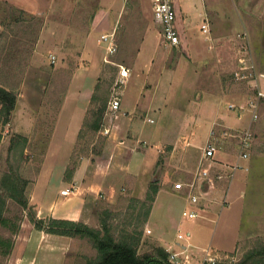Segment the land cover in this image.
<instances>
[{"label": "rangeland", "instance_id": "374dc122", "mask_svg": "<svg viewBox=\"0 0 264 264\" xmlns=\"http://www.w3.org/2000/svg\"><path fill=\"white\" fill-rule=\"evenodd\" d=\"M118 1L121 3L123 0H114L115 6L109 8L113 20L116 19ZM131 2L133 3V0ZM223 2L226 10L224 16L217 13L209 19L210 21L205 20L204 23H208V31H204L202 27L200 29L199 25L194 28L195 37L199 38L195 44L200 46L199 51L202 52L200 57H197L200 59L196 60H224L234 66L233 69L215 73L213 66L205 69L206 65L193 64L188 59L187 53L190 51L181 44L178 47L166 44L159 31H155V36L152 34L145 38L140 52L136 53L135 47L130 50V54L121 53L125 60L108 57L103 61L106 43L97 42L101 31H93L87 36L105 14H100L102 0H0V21L4 20L5 25L2 27L6 30L0 42V83L16 93L18 115H30L31 118L28 126L30 133L33 134L28 136L29 142L24 151L21 173L29 180L28 197L31 195L38 207H41L43 200L44 203L48 200V205L51 204L60 193L61 187L65 185L71 187L69 185L73 184L76 170L86 159L91 161L92 158V167H96L99 163L98 158L105 162L107 159L110 162L112 158L110 175L115 174L129 157L131 152V148L127 146L129 140L126 146L116 147L109 152L111 148L110 150L105 148V136L113 130L114 135L107 134L113 145L119 144L122 139L132 140V137L124 133L129 127V121L126 119L138 118L139 125L136 129L140 130V139H145L138 143L140 144L138 151L141 154L145 151L152 152L151 155L157 156L159 161L155 172L171 158L181 160L189 146L198 153L214 139L213 142L218 147L217 152L221 151L227 158H220L225 165L224 167L221 165L219 170L212 160H206L204 168L210 173L207 178L215 180L217 182L215 184L218 185L224 183L230 185V181L237 179L243 187L233 203L225 200L222 203L223 207L219 205L211 211L212 220L207 223L200 222L202 220L199 214L194 218L184 216L183 211H190L191 204L180 196L161 194L153 210L156 196L152 207L153 214L152 216L150 214L155 232L153 233L151 227L146 225V237L157 240L155 235L157 236L161 229L171 239H177L179 231L186 234L190 230L191 239L202 242V247H209L211 240L215 246L231 250L221 253L223 256L229 255L230 260H233L232 264L239 260L243 249L250 246L251 239L259 238L264 241V101L255 94L258 90L264 92V0H219L217 4L221 7ZM211 4L212 2L209 6ZM13 7L24 10L27 21L20 20L15 23L13 15L21 19V14L13 12L11 9ZM126 8L127 13H123L119 26L137 18L135 11L130 13L133 10H129V6ZM104 18L105 21L106 17ZM44 26L47 29L45 39L39 45ZM212 26L220 32H212ZM130 30L129 27L128 31ZM201 30L207 34L209 40L211 37L212 39L217 37L219 39L216 40L220 43L205 42ZM134 39H137V35ZM85 40L91 46L90 50L98 51L100 60L81 59ZM50 54L56 56L54 63L51 62ZM153 58H156L157 66L152 68ZM162 60H166L165 69L171 75L160 76ZM119 61H124L125 68L127 66L131 68L135 62L131 74L134 78L132 77L130 83H127V76L121 75L123 65L120 66ZM235 72H239L240 77ZM97 83L102 89L101 94L105 90L109 92L103 124L98 132L89 131L88 135L78 140L87 109L92 106L91 96ZM139 84L142 89L141 99L137 97L140 91ZM124 89L126 90L124 98L132 96L128 102L130 105L142 104L144 107L142 112L130 109L131 113L126 114L121 108L116 115L111 112L110 100L115 95L120 96L121 100ZM225 92L233 93V97L220 96ZM231 103L234 108L230 107ZM219 118L231 127L213 125ZM14 119L11 116L9 122L1 128L0 169L9 165L6 161L9 141L11 136L17 133L13 124ZM79 119L80 128L76 133V144L72 147L70 141L79 126ZM23 122L26 123V120ZM223 130L225 133L229 132L223 134ZM247 131L250 133L247 140L248 157L240 159V139L232 137L230 132L244 135ZM52 132L54 136L49 140L48 136ZM152 135L154 138L156 136L157 140L152 138ZM71 147L76 148L74 157L79 165L70 180L66 170L73 153ZM174 147L172 154L170 150ZM105 154L107 155L104 156ZM236 164L238 167L234 170ZM196 170L189 181L195 176ZM143 172L145 175L140 177L136 193L131 192L141 199L145 197L154 178L161 180L156 173L150 177L148 186L143 185V178L151 174L148 165ZM221 174L222 178H216L215 175ZM96 180L103 182L101 188L108 199H113V195L115 197L118 192L130 193L127 192L129 189L125 187L126 183L119 181L117 177L111 176L106 182L101 180V177H96ZM172 183L174 187L175 179ZM161 185L162 183L160 188ZM203 188L207 191L206 186ZM204 191L200 198L204 196ZM222 194L224 196V192ZM101 196L97 204L95 203V206L99 207L96 225L99 221V211L104 204L113 205L117 200L109 203L110 200H105ZM205 197L207 196L203 199ZM79 198L78 193H73L61 196L60 201L65 200L64 204L77 206ZM212 198L215 201L221 199L216 191ZM166 205L167 213L164 214ZM87 210L90 212L89 204ZM48 213L49 211L44 210L42 214ZM25 214L19 206L8 201L7 216L23 222L25 219L28 220ZM239 216L240 231L237 228ZM90 218L93 220L95 216ZM171 218L174 219L173 224L170 222ZM236 236H239L237 240ZM2 262L0 261L1 264Z\"/></svg>", "mask_w": 264, "mask_h": 264}, {"label": "crops", "instance_id": "0c3cea01", "mask_svg": "<svg viewBox=\"0 0 264 264\" xmlns=\"http://www.w3.org/2000/svg\"><path fill=\"white\" fill-rule=\"evenodd\" d=\"M13 1V0H11ZM102 4L101 8V15L103 17L101 18L98 25L93 27L87 36H89L93 31L100 30L101 33L106 32V33H114L115 34V45H116V51L115 53H109L107 50V44L105 51L102 55L103 61L107 60V58H113L114 60H125L122 54H130V50L135 48L136 53L137 51H141V45L142 42L145 40V38L148 36H152V34L155 36L156 32L159 31V34L161 35V27L160 25L155 21L154 18V10H153V5H152V0H133V3L131 0H123L121 3L116 2V6L118 7L117 9V15L115 16V20L112 19L111 12L109 10L110 7L115 6L114 5V0H106L107 2H104ZM225 1V0H221ZM175 10H176V21L175 25L176 28L179 32L180 35V44L190 52H188V59L194 64V63H199L201 65H206L207 68L209 66H213V71L215 73L219 72H224L228 69H233L234 66L232 63L224 60H196L200 59L197 57H200L202 52L200 46L195 44L197 40H199L198 37H195L194 34V28L199 25L200 29L202 24L205 22V20L210 21L209 19L213 17L214 14L221 13L224 16V10L225 7V2L222 3L221 7L217 4L219 3V0H172ZM212 2L211 6H209V3ZM127 6H129V10H133L130 13L136 12V19H130L132 20L131 22H128V24H123V26H119V23L121 22V19L123 18V13H127ZM106 11L104 12V10ZM104 17H106V20L104 21ZM45 27V26H44ZM130 27V31H128V28ZM138 27V28H136ZM48 28V27H47ZM215 29V30H214ZM212 26V32L218 33L220 30ZM4 30L0 23V31ZM46 27L43 28L41 31L40 39H39V45L44 41L45 37V31ZM211 30V29H210ZM202 32V30H201ZM100 33V36L102 35ZM203 33V32H202ZM104 34V33H103ZM214 34V33H213ZM137 35V39H134V36ZM205 36L204 40L205 42L212 41L215 44H219L220 41L216 40L219 39L217 37H211L208 38L207 34H204ZM99 37V35H98ZM147 37V38H148ZM162 37V36H161ZM139 39V40H138ZM162 40V38H161ZM217 41V42H216ZM98 43H103L100 42L97 39ZM222 42V41H221ZM122 44V47H121ZM179 44V45H180ZM209 44V43H208ZM38 45V46H39ZM178 47V46H175ZM91 46L88 44V41L85 40V43L83 45V51H81V59L83 60H100L99 54L93 49L90 50ZM119 49V50H118ZM118 50V52H117ZM157 53V52H156ZM156 57V55H155ZM154 59V58H153ZM156 59V58H155ZM153 60L152 63V68L156 65L157 66V60ZM32 60V59H31ZM165 61H161V71H160V76L161 75H171L170 72H167V69H165ZM119 61L120 66L122 68L126 69L127 73V83H130L133 75V68L135 67V62L132 64L131 68L127 66L125 68L124 66V61ZM225 62V63H224ZM151 65V64H150ZM134 78V77H133ZM159 80V79H158ZM139 81V80H138ZM156 88H157V75H156ZM140 83V81H139ZM141 84H139L140 91L138 92L137 97L141 99ZM126 88V87H125ZM126 93V90H123V93L121 95V105L120 108L123 109V112L126 114H130V109L131 110H138V112L143 111V106L142 104L130 105L128 100L132 98V96H127L124 98V94ZM233 93L230 92H225L221 93L220 96H226L228 98L233 97ZM125 103L127 104L125 106ZM135 103H138V100L135 101ZM129 105V106H128ZM154 105V103H152ZM151 105V106H152ZM231 105H233L231 103ZM155 106V105H154ZM155 109L156 106H155ZM17 106L15 107L13 113H12V118H15L14 120V128L15 132L19 134H23L25 136L30 137V127L29 121H30V115H18L17 111ZM33 110H30V113H32ZM113 113V112H112ZM117 113H114L116 115ZM113 115V116H114ZM138 118H131V119H126V121L129 124V127L126 129L124 132L130 137H132V140L129 138L122 139V142L119 144H114L113 142L110 141V136L109 135H114L112 134L113 130L111 133L107 136H105V148H108L110 150L109 152H112L113 150L116 149V147H124L126 146L127 140H129V147L131 148V152H129V157L125 161V163L116 171V173L110 175V170L112 168V158L111 161L107 159L105 162L103 159L98 158V165L96 167H92L93 160L91 158V161L89 159L84 160L80 165L79 169L76 170L73 179V184L69 185H76V191L74 193H78V204L75 205H69V204H64V201H60L61 196H65L61 194V190L68 188L63 186L60 189V193H58L55 196V199L52 200L51 204L48 205V200L46 203L45 201H42L41 207H38V204L36 202H33V197L29 195L30 202L35 205L37 209V213L39 217L45 218V217H54V218H65V219H71V220H76V221H83L89 225H96V216H97V211H98V205L97 200L101 196V193H104V191L101 188V184L103 182H98L96 180V177L99 178L101 177V180L110 179L111 176L117 177L119 181L125 182L126 185L125 187L127 189L132 190L133 193H136V188L139 184L140 177L145 175L144 168L146 165H148L149 171L151 174L143 178V185H147L150 181V177L153 176L154 174H158L159 178H161V188L158 192L157 199L155 201L153 210L155 208L156 203L158 204L159 197L161 194H166V195H174V196H180L184 199L187 200V203L190 202V210H196L198 211V214L201 216V223H207L208 221H211L212 218L210 217L211 211L215 210L219 205L223 207L224 205L222 204L225 200L230 201L231 203L236 200L237 194L239 195L242 187L241 182L239 180H232L230 181V185L228 183H224L223 185H218L215 184V180H202L201 185L202 188L206 186L204 191L202 188L198 187L196 192L201 194L204 191V196H207L203 199L201 197L199 199V202L197 204H194L191 202V199L189 197V193L187 192L186 188H183L182 190H176L173 187L172 180L175 179L176 181H182V182H188L193 174V172L196 170L197 166L200 163V160L203 156V149L201 152H194L193 149L189 148L186 149V151L183 153V157L181 160H177L175 158L169 159L166 164L160 168L157 172H155V169L157 170V163H158V158L155 155H151L152 152H142L143 154L139 153L140 151V144H138L141 140L145 139H140V130L136 129V126L139 125L137 122ZM26 120V123L23 121ZM80 120L79 119V126L77 127L76 131L74 132V136L72 137L70 144L71 146H75L76 142V133L77 130L80 128ZM148 121H151L148 119ZM219 125V126H225V127H231L228 125L223 119L219 118L218 121L214 122L213 125ZM110 132V131H109ZM123 133V134H124ZM153 133H155L153 131ZM33 134V133H32ZM31 134V135H32ZM78 135V134H77ZM54 136V132L51 133V135L48 136V139L52 138ZM152 138H154V135H152ZM140 139L139 141H137ZM156 139V136L155 138ZM136 140V141H134ZM157 140V139H156ZM163 140V139H162ZM190 144V143H189ZM111 145V146H110ZM71 147V148H72ZM127 148V147H126ZM73 149V148H72ZM175 147L170 150L172 153L174 151ZM106 151V150H105ZM107 153V152H106ZM108 155L110 153H107ZM105 154L104 156H106ZM173 154V153H172ZM221 151L216 152L214 159H212V163L217 167L219 170V167L221 165L224 167L225 163L221 162L220 158H227L223 156ZM192 156V158H191ZM172 157V156H171ZM102 162V164H100ZM222 163V164H221ZM180 166H183L180 168ZM187 167V168H186ZM214 167V168H215ZM149 179V180H148ZM158 179V178H157ZM148 180V181H147ZM226 182V180H223ZM219 181V182H223ZM123 184V183H122ZM200 191H202L200 193ZM216 191L217 196H219L221 199L216 200L212 198L213 193ZM224 192V196L223 193ZM119 195V192L117 195H113V199H108L107 194L104 193L101 197H104L105 200H110L109 203H113L114 200L117 199ZM76 198V196H75ZM77 199V198H76ZM104 200V201H105ZM68 201V200H67ZM74 199L72 200V202ZM71 202V203H72ZM76 202V201H75ZM96 203V204H95ZM45 204V205H44ZM87 204L90 206V212H87ZM93 205V206H91ZM168 205V203H167ZM167 205L166 208L164 209V214L167 213ZM169 206V205H168ZM230 206V205H229ZM210 207V209H209ZM227 208V207H224ZM44 210L49 211L47 215H43L42 213ZM86 210V211H85ZM153 210L151 212V216L153 214ZM88 213L90 216H95V219H91L90 216L87 217ZM169 215V214H168ZM151 216L147 222V226L151 227V230L154 231V228L152 227L151 224ZM241 216V214H240ZM240 216L238 220V225L237 228L240 231ZM170 218V216H169ZM168 218V219H169ZM171 224L174 223V219L171 218L170 220ZM160 229V228H159ZM182 232L179 231L178 234ZM177 234V239H171V237H168V235L163 233L162 230L160 229L159 232L157 233V236L155 235V238L160 242L162 246H164L169 253H178V258L182 260L183 263L185 264H203L204 257L206 256V252L209 251L211 254H216L218 256H223L221 252H230L231 250H226L223 247L220 246H215L214 243L210 240V245L209 247H202L203 243L195 241L192 238V232L190 230L187 231L185 234V237L183 239H179ZM184 234V233H183ZM240 236V235H239ZM239 236H236V240L239 238ZM89 252L88 248H86V242L85 240L78 239V238H71L68 236L64 235H57V234H51L47 233L43 230H39L33 226L28 220H24L22 222L21 230L17 234L16 237V242L15 246L13 248V251L7 261L6 264H81L82 262V254ZM220 252V253H219ZM71 253V255H69Z\"/></svg>", "mask_w": 264, "mask_h": 264}, {"label": "trees", "instance_id": "16d2710c", "mask_svg": "<svg viewBox=\"0 0 264 264\" xmlns=\"http://www.w3.org/2000/svg\"><path fill=\"white\" fill-rule=\"evenodd\" d=\"M11 9L21 14V19L13 15L12 19L15 23L20 20L27 21L24 10L14 7ZM0 23L5 25L4 20ZM4 32L6 30L0 31V42L5 35ZM101 90L100 84L97 83L91 96L92 106L87 109L78 140L88 135L89 131L96 133L102 127L109 92L105 90L101 94ZM255 94L257 95V92ZM260 100L264 101V97H260ZM16 103V93L0 83V142L1 128L9 122ZM28 142V136L19 133L12 135L6 158L9 165L0 169V261H3L2 264L7 263L15 246L16 235L22 226L21 220L6 215L8 201L19 206L35 228L51 234L85 240L89 252L81 255V264H175L169 260L168 250L158 240H152L145 235V227L160 188V179L154 178L150 182L143 199L134 196L129 189L127 192L130 193L119 194L115 204H104L99 211L97 225L51 216L42 218L38 216L35 205L28 197L29 180L21 173ZM75 149L66 170L70 180L79 165L74 157ZM255 239L257 240L254 238L250 240V246L243 249L239 260L233 264H264V241Z\"/></svg>", "mask_w": 264, "mask_h": 264}, {"label": "built area", "instance_id": "2783aa9c", "mask_svg": "<svg viewBox=\"0 0 264 264\" xmlns=\"http://www.w3.org/2000/svg\"><path fill=\"white\" fill-rule=\"evenodd\" d=\"M153 10H154V18L155 21L160 25L161 27V35L164 39V42L172 47L178 46L180 44V35L176 28L175 21H176V10L174 7V4L172 0H152ZM202 29L204 31H208V23L202 24ZM100 42H105L107 44V50L109 53H114L116 51V45H115V34L112 33H104L99 38ZM51 62L54 63L56 60V56L53 54H50ZM235 74L240 77L239 72H235ZM121 75L127 76L126 69L123 68L121 71ZM257 96L264 97V92L262 90L257 91ZM110 110L113 113H116L120 109L121 100L120 96L115 95L110 100ZM255 106V105H253ZM230 107L234 108V105H230ZM254 115V114H253ZM255 117V115H254ZM152 121V120H151ZM224 131V130H223ZM108 132V129H106V133ZM215 130H213L212 134H214ZM229 131H226V133ZM225 131L223 134H226ZM232 137L239 138L240 139V159H246L248 157V149H247V140L249 137V131L246 132L244 135H240L239 133H232L230 132ZM219 140V138H217ZM214 140V139H213ZM208 143V145L203 149V156L200 160V163L198 165V168L195 172V176H193V179L188 182H182V181H176L174 183V188L176 190H182L183 188L187 189V192L189 193V197L191 199V202L194 204H197L200 199V194L196 192L197 188H202L201 181L202 180H209L211 178L209 177L210 173L208 170L204 168L205 161H211L214 159L215 154L218 150V147L216 146V143L213 142ZM217 142V140H216ZM241 166V165H240ZM238 167V164L234 166V170ZM216 178H222L223 175H215ZM76 185H72L71 187H68L66 189L61 190V194L68 196L75 192ZM202 191H200L201 193ZM203 193V192H202ZM183 215L187 216L189 218L197 217L198 213L194 210H184ZM150 232V230H149ZM185 237V234L180 233L178 234L179 239H183ZM206 256L204 257L203 264H219V263H229L232 264L233 260H230L229 255L224 256H218L216 254H211V252L207 251ZM169 260L175 264H185L178 258V253H169ZM235 261V260H234Z\"/></svg>", "mask_w": 264, "mask_h": 264}]
</instances>
